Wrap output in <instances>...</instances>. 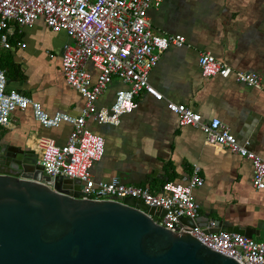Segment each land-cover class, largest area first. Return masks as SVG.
<instances>
[{
    "label": "crops",
    "instance_id": "obj_1",
    "mask_svg": "<svg viewBox=\"0 0 264 264\" xmlns=\"http://www.w3.org/2000/svg\"><path fill=\"white\" fill-rule=\"evenodd\" d=\"M156 32L183 35L184 47L171 46L150 74V83L164 95L163 101L142 93L139 107L121 119L119 126H99L92 131L104 137L103 159L92 167L94 177L106 181L119 175L158 192L167 182H184L198 165L204 185L195 190L200 216L211 222L225 221L244 231L264 232V189L253 185V164L230 151L210 147L204 133L182 127L167 102L187 105L204 121L219 118L240 142L249 140L250 150L264 159V89L240 84L234 78L202 75L199 57L211 53L235 71L258 74L264 88V0H165L149 12ZM11 49L0 47V67L7 72L8 90L40 102L50 114L79 116L85 100L70 86L62 72L64 47L72 40L55 33L44 20L20 29L12 25ZM26 44L23 48L22 45ZM92 69L91 65L89 66ZM124 85L114 80L101 96L99 107L111 105ZM73 127L44 128L31 109L17 110L0 135L34 150L41 161V140L67 143ZM157 174L158 178H151ZM210 223H207L208 228ZM256 239V237H254Z\"/></svg>",
    "mask_w": 264,
    "mask_h": 264
},
{
    "label": "built area",
    "instance_id": "obj_2",
    "mask_svg": "<svg viewBox=\"0 0 264 264\" xmlns=\"http://www.w3.org/2000/svg\"><path fill=\"white\" fill-rule=\"evenodd\" d=\"M164 1L0 0V47L11 49L13 24L24 29L42 19L53 32H65L72 43L64 47L62 72L66 82L85 100L79 116L50 114L40 102L8 90L6 71L0 67V126L9 127L12 114L27 109L32 110L35 120L44 128H58L64 123L72 125L64 145L49 138L41 140V163L47 175L80 180L84 199L122 202L133 197L150 207L161 208L166 214L157 218V222L165 228L189 232L210 249L240 264H264V240L227 231L204 234L198 227L179 225L181 218L195 220L200 216L195 190L204 185V179L198 165L184 182H167L158 192L148 186L122 183L117 178L99 181L92 173L93 165L105 155L106 142L102 135L89 129L88 121L119 126L123 116L139 107L137 98L142 93L164 100V95L150 83V74L166 50L171 46L182 48L187 42L183 35L154 30L149 12L159 9ZM199 66L204 77H232L240 84L264 89L258 74L235 71L211 53L200 55ZM114 80L121 81L124 87L115 93L111 105L99 107V99ZM166 106L178 117L180 126L200 129L208 146L250 160L253 185L258 190L264 189V159L250 150L249 140L240 142L219 118L204 121L200 113L187 105L167 102ZM210 227H216V222H211Z\"/></svg>",
    "mask_w": 264,
    "mask_h": 264
},
{
    "label": "water",
    "instance_id": "obj_3",
    "mask_svg": "<svg viewBox=\"0 0 264 264\" xmlns=\"http://www.w3.org/2000/svg\"><path fill=\"white\" fill-rule=\"evenodd\" d=\"M114 178L125 184L149 179ZM81 189L78 179L47 175L26 142L17 145L0 135V264H240L189 232L162 226L157 218L166 211L161 208L133 197L122 202L84 199ZM210 222L205 214L181 218L179 225L198 227L204 234L227 231L264 240L262 231L215 220L211 229Z\"/></svg>",
    "mask_w": 264,
    "mask_h": 264
},
{
    "label": "trees",
    "instance_id": "obj_4",
    "mask_svg": "<svg viewBox=\"0 0 264 264\" xmlns=\"http://www.w3.org/2000/svg\"><path fill=\"white\" fill-rule=\"evenodd\" d=\"M6 74H7V72H6Z\"/></svg>",
    "mask_w": 264,
    "mask_h": 264
}]
</instances>
